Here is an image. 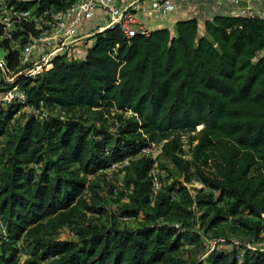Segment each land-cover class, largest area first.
<instances>
[{
	"label": "trees",
	"instance_id": "16d2710c",
	"mask_svg": "<svg viewBox=\"0 0 264 264\" xmlns=\"http://www.w3.org/2000/svg\"><path fill=\"white\" fill-rule=\"evenodd\" d=\"M74 1L10 3L43 10ZM202 23L179 20L131 39L109 29L89 38L83 55L70 52L37 79L20 78L26 100L0 105V264H188L186 254L191 264H264V251L235 246L196 256L204 242L188 224L194 207L203 220L214 212L209 229L240 216L257 234L264 221V20L222 11ZM12 34L23 45L36 32L23 22ZM0 48L16 68L19 51L8 39ZM28 107L49 116L23 114ZM57 109L92 112L98 121L114 112L120 126L62 119ZM180 134L196 143L188 160ZM151 142L163 143L162 158L184 181L163 178L158 165L153 200L154 161H132L113 174L129 191L118 217L137 225L95 222L109 213L98 182L108 174L99 171ZM195 181L207 192L194 196L188 185ZM114 188L110 195L119 196ZM65 229L75 238L62 239Z\"/></svg>",
	"mask_w": 264,
	"mask_h": 264
},
{
	"label": "built area",
	"instance_id": "2783aa9c",
	"mask_svg": "<svg viewBox=\"0 0 264 264\" xmlns=\"http://www.w3.org/2000/svg\"><path fill=\"white\" fill-rule=\"evenodd\" d=\"M185 1L75 0L64 9L46 8L38 10L37 8L20 9L12 5L10 0H0V40H10L11 49L19 51L18 66L14 69L9 66L6 52L4 56H0V76L6 80H10L8 79L9 76L37 79L52 66L56 58L72 52L75 44L81 40L79 36L81 27L94 20L97 23L90 31L92 35L118 28L126 39H131L135 36L149 37L155 29L171 26L174 23V14ZM228 1L233 4L230 6L229 2L219 0L218 9L220 12L225 9V6H229L230 13L234 16L264 20V9L260 10L250 5H240L239 0ZM23 22L31 24L36 35L21 45L19 41L14 39L12 32ZM25 100V91L18 82L11 84L6 91L0 92L1 106H7L14 102L22 103ZM26 109H31L33 111L32 114L40 116L43 120L49 116L48 112H39L33 107ZM132 115L134 114L131 111L125 113V116ZM190 154L192 155V153ZM162 155L163 143L151 142L148 146L142 148L136 156L113 163L108 169L100 170L98 174H112L128 166L132 161L144 157L150 158L155 163L150 171V177L153 181V200H155L157 192L160 190L157 161ZM182 157L188 160L186 155ZM214 193L216 194V192ZM121 219L124 221L131 220L129 217ZM231 246L241 248L242 252L257 250L251 244L239 242L226 244L225 241H219L211 246L209 250Z\"/></svg>",
	"mask_w": 264,
	"mask_h": 264
},
{
	"label": "rangeland",
	"instance_id": "374dc122",
	"mask_svg": "<svg viewBox=\"0 0 264 264\" xmlns=\"http://www.w3.org/2000/svg\"><path fill=\"white\" fill-rule=\"evenodd\" d=\"M96 20L92 21L89 24H86L87 30L85 32H82L79 36L84 37L79 42L75 44V46L72 49V52L76 54L77 56L83 55L84 52L87 50L88 46H90L91 42L88 43L89 38L93 37L90 33L91 29L96 26ZM175 24V21L172 25ZM171 25V26H172ZM79 38V39H80ZM6 50L0 49V56L5 55ZM11 77V78H10ZM21 77H12L9 76L6 80L3 79L2 76H0V92L4 89H8L11 84H15L20 80ZM24 81V80H23ZM31 109H24L23 114H32ZM21 115L17 118L23 119L22 117L24 115ZM25 115V116H26ZM54 115L60 116L62 119L67 118H80L83 122L87 123L88 125H96L100 127H105L111 130H116L119 128L120 123L117 118V114L114 112H111L110 114H105V117L103 120L98 121L96 117L93 115L92 112H87L85 110H75L74 112H66L61 109H57L54 112ZM19 119V120H20ZM181 145L184 147V155L187 156L189 159L191 157L192 149L194 148V144L191 143V137L188 134H180L179 135ZM159 165L160 174L163 178H171L175 180H179L181 182L184 181L183 178L180 177L177 170L174 168V166L171 164L170 160L160 157V159L157 161V166ZM100 184V189H102V193L106 195V200L104 202V206L109 211L108 215L102 216V217H91L95 222L98 224L112 227L117 226L121 228L129 227L133 228L137 225L138 221L135 219H131L129 221H124L121 218L118 217V208L124 207L128 203V195L129 191L126 189V186L122 180V174H108L105 179L98 180ZM114 186V191L118 192L119 196L110 195L109 193V187ZM191 193L195 196L198 193V190H204L207 192V190L204 189V186L199 182H192L188 185ZM122 193V195H121ZM87 197H89L88 194H86ZM217 208H226V203H220ZM196 218L193 220H189L188 224L190 225V230L193 232H197L204 242V246H201L199 250L195 248L196 256L198 259H204L209 248L213 246L214 244H217L219 241H225L226 244H234L235 242H239L242 244H251L254 248L260 251H264V221L261 222V229L257 234H254L249 229L243 227L238 223V218H229L226 222L218 224L214 228L209 229L208 228V220L214 216V212L211 211L208 218L205 220L201 219L200 216L203 213V211H200L197 207L193 208ZM62 239H74L75 236L73 234V231L70 229H65L61 233ZM232 247V246H231ZM187 248V247H186ZM189 254L184 255L182 258L187 261L188 264H191L192 259ZM181 258V259H182Z\"/></svg>",
	"mask_w": 264,
	"mask_h": 264
},
{
	"label": "crops",
	"instance_id": "0c3cea01",
	"mask_svg": "<svg viewBox=\"0 0 264 264\" xmlns=\"http://www.w3.org/2000/svg\"><path fill=\"white\" fill-rule=\"evenodd\" d=\"M222 1L229 2L228 0ZM218 2L219 0H186L183 4H181L180 9L174 14L173 21L178 22L179 20L196 17L199 19L202 26L203 21L220 12V10L218 9ZM239 2L240 5L243 6L250 5L256 9H264V0H239ZM228 4L231 6L233 3L229 2ZM224 8V12L231 14L229 6H225ZM85 30H87V27L82 26L80 29V34L82 32H85ZM82 38L84 37H81V39Z\"/></svg>",
	"mask_w": 264,
	"mask_h": 264
}]
</instances>
